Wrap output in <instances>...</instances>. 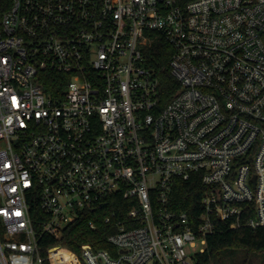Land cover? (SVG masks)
<instances>
[{"label": "built area", "instance_id": "1", "mask_svg": "<svg viewBox=\"0 0 264 264\" xmlns=\"http://www.w3.org/2000/svg\"><path fill=\"white\" fill-rule=\"evenodd\" d=\"M153 35L173 47L166 103ZM179 179L204 185L198 214ZM117 194L109 247L41 251ZM219 220L264 225V0H0V264H195Z\"/></svg>", "mask_w": 264, "mask_h": 264}, {"label": "trees", "instance_id": "2", "mask_svg": "<svg viewBox=\"0 0 264 264\" xmlns=\"http://www.w3.org/2000/svg\"><path fill=\"white\" fill-rule=\"evenodd\" d=\"M172 52V45L162 35H153L145 47L146 62L160 79L164 103L180 87L170 70ZM42 81L46 90L54 95L59 96L65 89L66 79L63 78L62 72H44ZM203 192L204 185L200 181L179 179L172 196L178 208L186 209L191 215H195L200 210ZM128 202L122 195H114L107 206L100 208V214L80 215L68 224L59 236L45 233L40 240L41 251L46 253L48 246L55 242L74 250H79L84 242H91L95 247H109L107 236L113 229L105 216L112 208L116 209L115 219L123 218L128 209ZM38 209L40 208L35 206L32 210L34 220H37V214L40 213ZM91 219L96 220L95 227L90 225ZM195 264H264V225L231 227L228 221L219 220L217 229L207 236L205 250L197 253Z\"/></svg>", "mask_w": 264, "mask_h": 264}]
</instances>
